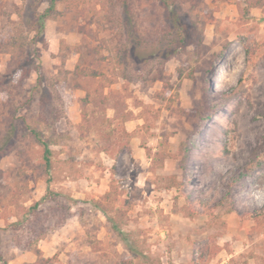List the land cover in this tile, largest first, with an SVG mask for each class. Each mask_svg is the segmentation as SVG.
<instances>
[{"label": "rangeland", "instance_id": "obj_1", "mask_svg": "<svg viewBox=\"0 0 264 264\" xmlns=\"http://www.w3.org/2000/svg\"><path fill=\"white\" fill-rule=\"evenodd\" d=\"M163 1L0 0V264H264V11Z\"/></svg>", "mask_w": 264, "mask_h": 264}, {"label": "trees", "instance_id": "obj_2", "mask_svg": "<svg viewBox=\"0 0 264 264\" xmlns=\"http://www.w3.org/2000/svg\"><path fill=\"white\" fill-rule=\"evenodd\" d=\"M37 2H41L43 0H36ZM47 2L49 3L47 7H45L42 11H38L37 7L34 6L32 7V11H30V19L28 20V24L30 26V29L33 32L32 38H31V42H40L41 39L44 37V26H45V20L47 18H49V16L51 15V12L54 10L55 8V0H47ZM164 6L167 7V4L162 0ZM244 3V8L246 12H243L244 15H249L250 14V10L252 8H258L262 11H264V0H243ZM31 5V4H30ZM29 15V13H28ZM177 22V21H176ZM182 27H184V24H181ZM179 30H181L180 27H178ZM41 39H38V38ZM115 110V107H114ZM124 120H130L129 117H125ZM29 132L31 133V135H33V137L39 142V144L42 146L43 148V159L45 161V165L47 167L50 166V147L48 145L47 140L42 136L41 132L35 128H30ZM7 137V136H6ZM7 144V138H6V142H3L2 144H0V156H2L4 154V152L7 150L6 145ZM257 215L253 216V219L256 218ZM49 260V259H47ZM7 264V263H4Z\"/></svg>", "mask_w": 264, "mask_h": 264}]
</instances>
